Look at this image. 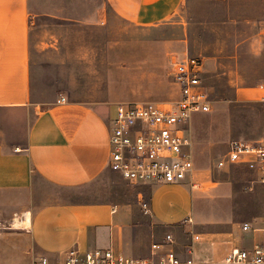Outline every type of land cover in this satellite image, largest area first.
I'll use <instances>...</instances> for the list:
<instances>
[{
  "label": "crops",
  "instance_id": "obj_1",
  "mask_svg": "<svg viewBox=\"0 0 264 264\" xmlns=\"http://www.w3.org/2000/svg\"><path fill=\"white\" fill-rule=\"evenodd\" d=\"M47 22L98 32L109 66L115 48L130 63L136 51L141 57L188 39L187 0H0V264L55 261L72 247L149 259L168 233L181 257L217 263L232 248L262 240V232L242 228L263 224L257 172L244 163L211 170L206 145L190 129L194 169L182 183L133 184L109 167L116 104L129 101L108 92L81 100L58 92L65 60L51 53L59 37L32 41ZM62 95L67 100L58 102ZM226 133L218 128L213 137ZM238 207L251 210L248 220H237L231 211Z\"/></svg>",
  "mask_w": 264,
  "mask_h": 264
},
{
  "label": "rangeland",
  "instance_id": "obj_2",
  "mask_svg": "<svg viewBox=\"0 0 264 264\" xmlns=\"http://www.w3.org/2000/svg\"><path fill=\"white\" fill-rule=\"evenodd\" d=\"M187 12V41H168L141 57V51H136L130 55L128 60L134 58L130 63L122 50L115 48L113 64H102L107 51L99 33L75 24L47 22L37 29L32 41H50L52 34L59 37V50L51 53L53 59L65 60V70L60 67L55 77L57 90L78 100L108 92L119 101H172L177 96L170 72L172 61L201 56L207 68L212 110L195 112L187 129L206 145L208 159L204 163L218 173L215 164L232 141L254 145L264 135V0H187ZM223 127L229 133L220 139L213 137V132ZM240 190L247 193L249 189ZM202 191L216 199L211 189ZM259 195L256 211L262 212L263 197ZM231 212L237 220H248L251 210L238 207ZM217 214L216 209L213 216Z\"/></svg>",
  "mask_w": 264,
  "mask_h": 264
},
{
  "label": "built area",
  "instance_id": "obj_3",
  "mask_svg": "<svg viewBox=\"0 0 264 264\" xmlns=\"http://www.w3.org/2000/svg\"><path fill=\"white\" fill-rule=\"evenodd\" d=\"M205 62L201 56L177 57L172 61L171 77L179 95L168 102L129 101L116 104L110 134L109 167L130 183H182L193 172L191 140L187 129L195 112H208L213 99L206 86ZM264 85V83H262ZM62 95L58 102H65ZM244 163L257 172L264 183V135L257 144L232 141L217 167ZM148 211L147 202L142 203ZM244 230L262 232V240L252 246L234 247L217 262L181 257L170 247L175 239L171 233L162 243H153L152 257L141 259L112 248H93L81 251L72 247L62 252L55 261L48 256L37 257L32 264H264V219L262 226L243 223ZM198 236H194L197 239ZM167 247L163 249V247Z\"/></svg>",
  "mask_w": 264,
  "mask_h": 264
},
{
  "label": "bare ground",
  "instance_id": "obj_4",
  "mask_svg": "<svg viewBox=\"0 0 264 264\" xmlns=\"http://www.w3.org/2000/svg\"><path fill=\"white\" fill-rule=\"evenodd\" d=\"M17 223V222H16Z\"/></svg>",
  "mask_w": 264,
  "mask_h": 264
}]
</instances>
